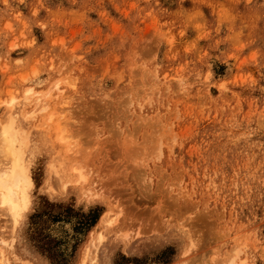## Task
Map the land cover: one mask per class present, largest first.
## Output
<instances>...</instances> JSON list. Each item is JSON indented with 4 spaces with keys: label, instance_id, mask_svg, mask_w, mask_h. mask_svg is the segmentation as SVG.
<instances>
[{
    "label": "rangeland",
    "instance_id": "374dc122",
    "mask_svg": "<svg viewBox=\"0 0 264 264\" xmlns=\"http://www.w3.org/2000/svg\"><path fill=\"white\" fill-rule=\"evenodd\" d=\"M29 87L33 202L18 248L0 209V264H264V0H0L1 121Z\"/></svg>",
    "mask_w": 264,
    "mask_h": 264
},
{
    "label": "bare ground",
    "instance_id": "6f19581e",
    "mask_svg": "<svg viewBox=\"0 0 264 264\" xmlns=\"http://www.w3.org/2000/svg\"><path fill=\"white\" fill-rule=\"evenodd\" d=\"M32 88H27L25 95L22 97L15 98L12 96L7 101L5 117L2 121L0 119V122H2L0 126V209L4 212L8 211L12 216L13 237L10 240V244L16 248H18L16 245L18 240L17 234L18 236L20 235L19 230L25 221L27 213L31 211L33 202V179L30 173V166L39 140L37 131H35L37 129L34 130L35 127L33 128V126L30 128V124L32 123L33 114L39 110L44 111L48 108L46 102H43L41 104L39 103L40 105L38 107L24 111V105L32 101L30 97ZM37 100V102H42V96H38ZM61 113L62 115L64 114V109L61 110ZM53 114L54 112L50 111L47 117L48 121L52 119ZM46 120H43L41 124L38 123L37 127L45 126L46 128L48 126L49 128L48 123L47 126L45 125L48 122ZM56 128L59 130V140L63 141L66 137L62 123L59 122ZM70 169L72 172H75V170L79 171V175L75 181H81V178L86 179L80 172V166L74 164ZM56 172L63 180L65 175L60 171V167L56 168ZM104 213L98 220L97 225L107 226V229L105 227L103 228L108 230V227L111 228L115 224L113 222L116 221L117 216L112 217L108 213ZM102 232H99L95 238V245L97 246L95 262H99L103 255L108 252L110 244L106 240L104 232ZM91 240H94L93 236ZM85 256L84 254L83 262L85 261ZM23 259L26 258L23 257ZM229 260L228 264H237L234 256Z\"/></svg>",
    "mask_w": 264,
    "mask_h": 264
}]
</instances>
